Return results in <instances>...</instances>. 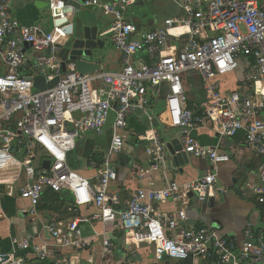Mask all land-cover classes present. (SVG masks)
<instances>
[{
  "label": "built area",
  "instance_id": "2783aa9c",
  "mask_svg": "<svg viewBox=\"0 0 264 264\" xmlns=\"http://www.w3.org/2000/svg\"><path fill=\"white\" fill-rule=\"evenodd\" d=\"M47 2L55 28L41 35L12 19L8 0L0 1V63L6 69L0 75V184L7 182L8 195L13 196L17 176L12 172L22 169L26 182L19 195L29 204L24 214L36 216L47 192H70L73 202L69 213L73 217L67 223L49 221L45 225L50 243L13 238V251L2 254L7 257L2 264H30V256L43 264H80L78 257H61L65 250H93L87 263L97 264L94 247L100 238L98 264H104L115 246L107 236L111 227V232L125 234L126 249L146 245L161 259L264 264V231L257 232L250 224L242 243L213 229L187 227V208L193 199L204 201L211 195L218 184L214 173L184 184L172 181L164 189H138L126 202L112 191L118 181L115 158L126 144L129 118L146 111L149 100L156 102L167 86L166 109L160 121L165 128L178 131L175 138L189 156L213 165L230 162V156L218 146H203L192 138V132L206 124L223 138L244 135V144L261 161L259 183L248 187L264 215V0H180V17L166 20L164 27L139 39L135 38L138 28L125 17L136 0L98 4L105 15L114 18L107 34L125 66L117 73L93 75L80 74L75 62H65L60 56L69 39L65 30L76 14L72 0ZM184 29L186 32L174 33ZM172 42L174 53L164 55L163 47ZM27 47L36 54V73L31 76L22 74L27 66ZM141 52L149 53V64L136 62L134 56ZM240 68L245 71L244 87L223 91L222 79ZM191 73L199 76L207 97L194 110L187 95ZM36 76L45 77L47 82L58 78L59 82L40 91L29 79ZM113 113L108 153L102 162H90L94 171L91 178L78 175L68 165L69 155L88 134L102 136ZM148 142L149 164L161 168L169 157L167 146L158 131L150 132ZM131 173L139 180L147 175L140 166H133ZM168 201L179 203L181 209L161 218L155 205ZM83 208L96 209L97 213L80 216ZM95 223H101L104 230L97 232ZM82 225L91 226L93 234L85 236Z\"/></svg>",
  "mask_w": 264,
  "mask_h": 264
},
{
  "label": "crops",
  "instance_id": "0c3cea01",
  "mask_svg": "<svg viewBox=\"0 0 264 264\" xmlns=\"http://www.w3.org/2000/svg\"><path fill=\"white\" fill-rule=\"evenodd\" d=\"M1 1V0H0ZM94 5H83L82 13L95 19L92 26L99 25L108 37L105 57L102 59V73H117L124 66L122 54L114 47L110 36L107 34L113 26L114 18L103 13L98 6L110 3L115 0H86ZM10 4V15L22 25L37 29L38 33L49 34L54 31L55 23L47 0H8ZM180 0H136L130 6L125 17L134 23L138 28L139 39L144 33L155 31L164 27L165 21L181 16ZM77 14L71 17L70 24L75 22ZM184 32L180 30L176 34ZM163 47L164 55H171L172 45ZM27 50V66L22 69V74L31 76L35 74L36 54L29 47ZM137 63L144 61L149 64V53L141 52L134 56ZM6 72L5 67L0 63V75ZM101 73V72H97ZM238 76L235 80L222 79L223 91L237 90L244 87V68L235 72ZM231 75H234L231 74ZM188 104L191 109L199 108L206 99L199 76L195 73L188 74ZM196 84V86H194ZM167 86H163L162 95L156 101L149 100L146 111H138L129 118L127 129V141L121 154L115 158L118 172V181L112 187V191L118 193L124 202L130 200L132 194L138 189H164L172 181L184 184L194 181L207 174L217 175L218 184L211 195L204 201L193 199L187 208V227L209 228L221 236H226L238 243L245 239V229L250 224L255 231H264V215L260 206L256 203L255 196L248 187V184L257 185L258 172L261 165L260 158L256 152L246 147L244 135L241 133L233 138H223L213 129L211 124L196 128L192 132V138L203 146L216 147L221 152L230 156V162L213 165L209 160H202L188 156V162L183 167L175 168L168 150V160L161 168H154L149 164L145 149L149 147L148 136L151 131H158L162 140L167 146L170 140L174 139L178 131L165 128L160 121V116L166 109L165 96ZM150 99V98H149ZM78 117V116H76ZM264 120V112H263ZM115 114L111 115L110 121L102 136L88 134L78 142L74 152L69 155L68 165L78 175L91 178L94 175L90 162H102L108 153L112 139V124ZM175 131V133H169ZM168 149V148H167ZM133 166H140L147 171L144 180H139L131 173ZM12 174L17 176L13 196L8 195L7 182L0 184V253L8 254L13 251L12 240L17 238L20 241L27 240L32 244H46L51 242L45 225L49 221H65L73 217L69 213L72 207L73 195L70 192L54 194L47 192L38 208V214L30 217L23 213V209L29 204L22 200L19 190L25 184L26 179L22 169H15ZM5 180V178H3ZM181 209L179 203L168 201L165 204L155 205V211L161 218L176 214ZM97 213L96 209H80V216H88ZM114 224V223H110ZM97 232L104 230L101 223H95ZM81 229L85 236H91L93 229L89 225H82ZM107 229V236L114 242V249L109 261L104 264H180L177 261L161 259L154 256L152 249L146 245L140 248L133 247L126 249V236L121 231L111 232ZM101 238L95 244V260L100 263L102 254ZM93 250L73 253L70 250L62 252L61 257H78L80 264H88ZM30 264H43L29 257ZM97 263V264H98ZM49 264V263H48ZM190 264H194L190 261Z\"/></svg>",
  "mask_w": 264,
  "mask_h": 264
},
{
  "label": "water",
  "instance_id": "95a60500",
  "mask_svg": "<svg viewBox=\"0 0 264 264\" xmlns=\"http://www.w3.org/2000/svg\"><path fill=\"white\" fill-rule=\"evenodd\" d=\"M86 0H72L77 18L73 24H70L65 32L69 35V39L63 48L60 56L63 61H73L76 63L77 70L82 75H93L103 71L102 59L105 57L106 44L108 37L103 32L101 26H92L95 19L82 13V6L87 4ZM72 11L68 9L67 12ZM57 24H61L58 22ZM65 70V66H64ZM34 82L35 88L40 91L54 88L59 79L47 82L45 77L36 76L29 78ZM172 164L175 168H180L188 162V154L183 151V146L178 138H174L167 143ZM49 168V164H46ZM7 257L0 253V264L5 262Z\"/></svg>",
  "mask_w": 264,
  "mask_h": 264
},
{
  "label": "rangeland",
  "instance_id": "374dc122",
  "mask_svg": "<svg viewBox=\"0 0 264 264\" xmlns=\"http://www.w3.org/2000/svg\"><path fill=\"white\" fill-rule=\"evenodd\" d=\"M236 77H238L235 73H234V75H230V76H228L227 78H225V80H235L236 79ZM194 86H196V84H194ZM187 90H188V87H187ZM169 133H175V131H169ZM92 135V134H91ZM132 250V249H131Z\"/></svg>",
  "mask_w": 264,
  "mask_h": 264
},
{
  "label": "trees",
  "instance_id": "16d2710c",
  "mask_svg": "<svg viewBox=\"0 0 264 264\" xmlns=\"http://www.w3.org/2000/svg\"><path fill=\"white\" fill-rule=\"evenodd\" d=\"M191 108V107H190ZM99 162V161H98ZM57 195V194H56ZM180 264H190V261L187 262H180Z\"/></svg>",
  "mask_w": 264,
  "mask_h": 264
},
{
  "label": "bare ground",
  "instance_id": "6f19581e",
  "mask_svg": "<svg viewBox=\"0 0 264 264\" xmlns=\"http://www.w3.org/2000/svg\"><path fill=\"white\" fill-rule=\"evenodd\" d=\"M183 31H184V32H186V30H185V29H184Z\"/></svg>",
  "mask_w": 264,
  "mask_h": 264
}]
</instances>
